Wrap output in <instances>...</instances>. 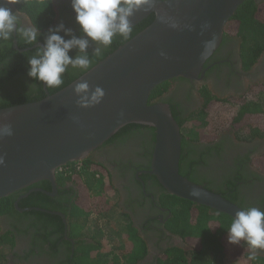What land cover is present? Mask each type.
<instances>
[{"label": "water", "instance_id": "95a60500", "mask_svg": "<svg viewBox=\"0 0 264 264\" xmlns=\"http://www.w3.org/2000/svg\"><path fill=\"white\" fill-rule=\"evenodd\" d=\"M245 2L149 0L129 19L132 28L152 14L154 22L78 80L41 101L0 109V125L13 132L0 137V200L43 181L56 192L58 170L86 160L122 128L137 124L155 129L151 174L169 195L231 218L244 210L180 174L181 126L167 103L150 104V97L165 82L197 79ZM85 81L89 95L97 86L104 90L98 105L80 107L74 89ZM19 201L18 212L33 210L19 208Z\"/></svg>", "mask_w": 264, "mask_h": 264}, {"label": "trees", "instance_id": "16d2710c", "mask_svg": "<svg viewBox=\"0 0 264 264\" xmlns=\"http://www.w3.org/2000/svg\"><path fill=\"white\" fill-rule=\"evenodd\" d=\"M12 5L17 12L27 16L32 25L39 28L40 35L34 44H27L20 36L14 38L13 35L9 40H0V109L35 103L43 100L48 95L56 94L144 31L155 20V15L152 14L139 25L133 27L132 32L127 37L118 33L113 37L109 46L99 47L100 52L98 55L96 52L92 54L91 51H87L91 62L89 68H72L69 65L67 71L63 74L64 82L62 86L51 89L47 87L45 89L43 82L28 76L30 70L28 61L30 57L37 55L38 49H40V47H34L39 43L45 45L46 38L50 34L49 29H53L52 25L57 17L53 0H19L18 3ZM60 13L62 16L67 15L69 21L74 24L75 36H86L76 21V13L73 9L63 10L61 8ZM228 37H234L240 42L241 61L244 69L250 70L264 54V0L260 3L255 0H246L228 23L223 42ZM15 39L20 50L28 51L19 52L15 50ZM69 55L75 58L81 53L79 51L78 54L69 53ZM171 81L163 83L152 92L150 104L167 103L171 108L173 117L181 126L180 174L182 176L187 177L182 169V164L186 159L185 145L188 141L200 142L209 139L210 136L205 135V129L210 125L215 113L219 110L236 107L229 128L237 133L247 130L251 133L252 138L255 136L264 137V100L258 99L259 95H264V85L262 90H260L262 86L255 87L250 99L231 101L234 104L232 106L228 105L229 102H223L212 96L211 92L204 88L202 90L203 106L198 112L184 118L179 116L170 99L165 98L170 89ZM186 125L188 129L185 127ZM126 128L147 129L148 126L131 124L122 129L121 132ZM150 129L156 136L155 129L152 127ZM183 129L187 130L188 133L184 134ZM257 161L261 162L262 159ZM258 167L259 171L264 173V164ZM73 173L75 177H69L68 180L73 181L78 189L72 192L70 201L66 203L62 201V190L59 191L58 197L55 199L41 192H34L20 201L19 208H38L49 212H61L67 218L68 225L71 228L70 234L77 237L81 236V230L85 228V223L91 217L106 219L112 213L113 207L108 197L112 186L104 178L98 177V173H91L88 169H83L80 172L74 170ZM60 175L58 181L62 182L63 177ZM255 176L259 178L258 175ZM188 179L201 185V182L191 177H188ZM42 186L43 184H36L1 199L0 217L9 216L24 221L27 230L34 229L37 235H41L45 239L54 235H63L65 224L62 217L38 210L20 213L15 208L18 198L27 194L30 189ZM236 187L237 183L234 182L231 189ZM221 194L230 202L237 204L234 195L227 196L224 192ZM164 204L172 211L174 219L173 233L182 237L190 250L185 251L176 247L169 248L158 258L156 263L152 264H226L227 262L230 264L233 262L237 264H264V258L258 256V254L255 261L247 259L249 252L252 250L246 241L241 240L238 244L229 243L228 227L232 220L230 216L212 211L204 206H197L171 195L164 197ZM126 232L125 239L127 243L124 246L123 253L106 264H147L143 263L148 253L146 242L131 225L127 226ZM8 236L7 234L1 235L0 230V248H11L14 241L9 240ZM82 246L85 249H78L74 254L73 264H96L93 255L101 249V242L95 237L91 244ZM258 250H256L257 253ZM0 259L5 262V251L0 255Z\"/></svg>", "mask_w": 264, "mask_h": 264}, {"label": "flooded vegetation", "instance_id": "af4514ba", "mask_svg": "<svg viewBox=\"0 0 264 264\" xmlns=\"http://www.w3.org/2000/svg\"><path fill=\"white\" fill-rule=\"evenodd\" d=\"M255 1L260 3L262 0ZM53 3L57 17L52 28L63 24L65 29H71V34L64 31L59 34L65 39H71L72 35L76 34L75 26L67 15L62 16L60 11L61 8L73 9L72 0H53ZM9 6L13 12H17L12 4ZM19 15L24 23L32 25L27 16L22 13ZM13 36L16 38L18 35L13 33ZM81 37L89 40L86 51H91L92 54H95L97 48L104 46L85 35ZM21 39L23 40L22 37ZM240 46L236 38L228 37L207 60L203 72L197 79L177 78L171 81L165 98L170 99L179 116L186 118L200 110L204 103L202 95L204 88H207L212 96L229 102V106L234 105L233 101L252 95L255 87L263 88L264 54L250 70H245L241 61ZM14 49L19 52L28 51L20 50L19 46L16 49L15 45ZM69 53L78 54L79 50L73 48ZM150 128H126L123 132L121 129L103 146L93 151L86 160L70 163L58 170L56 192L51 182L43 181L44 183H38L43 184L42 187L32 188L20 198L41 192L55 199L62 190V201L66 203L71 200L72 192L78 189L68 178L75 177L74 170L80 172L88 169L91 173H98V177L104 178L112 186L109 195L112 194L117 199L116 205L127 221V226L135 228L146 242L148 253L143 260L144 263H156L158 258L172 247L190 250L183 238L173 233L172 211L164 204V197L169 194L151 174L156 136ZM185 153L186 159L182 169L186 173V178L191 177L201 182L203 187L221 196L222 192L227 196L234 195L236 205L244 210L257 207L264 211V173L260 172L258 167L264 164V137L252 138L249 131L244 135L230 129L218 135L212 134L209 139L200 142L188 141ZM258 159L262 161L258 162ZM59 175L63 177L62 182L58 181ZM234 182L237 183V187L231 189ZM23 199L25 198L20 201ZM31 209L65 216L61 212ZM0 230L1 235L7 234L9 240L14 241L10 249L2 248L3 252L6 251L4 264H73L74 254L78 249L84 250L82 245L88 246L93 242L85 228L81 230V236L70 234L68 221L63 235H54L46 239L37 235L34 229L27 230L24 221L9 216L0 217ZM257 254L264 258V250L259 249Z\"/></svg>", "mask_w": 264, "mask_h": 264}, {"label": "clouds", "instance_id": "9594fccd", "mask_svg": "<svg viewBox=\"0 0 264 264\" xmlns=\"http://www.w3.org/2000/svg\"><path fill=\"white\" fill-rule=\"evenodd\" d=\"M19 0H0V40H9L13 33L22 37L27 44H34L40 35L35 25L22 21L18 12H13L10 4ZM149 0H72V8L76 13V21L83 33L91 40L104 46L112 43L113 37L118 33L127 37L132 32L129 17L133 16L143 4ZM64 31L71 34V29H65L60 24L55 29H49L44 47L38 49L37 55L29 58L30 70L28 76L43 82L48 88L62 86L63 74L68 66L72 68L87 69L90 59L87 54L89 40L72 35L65 39L59 33ZM78 48L81 55L75 58L69 55L70 50ZM98 55L100 49L97 48ZM88 82H81L75 86V94L80 97V107L88 108L101 103L105 96L104 90L97 86L89 95ZM9 124L0 125V137L12 135ZM4 157L0 156V165L4 164ZM229 243L238 244L241 240L247 242L252 251L247 259H257V249L264 250V211L257 207H249L238 211L232 218L228 227Z\"/></svg>", "mask_w": 264, "mask_h": 264}, {"label": "rangeland", "instance_id": "374dc122", "mask_svg": "<svg viewBox=\"0 0 264 264\" xmlns=\"http://www.w3.org/2000/svg\"><path fill=\"white\" fill-rule=\"evenodd\" d=\"M260 90H262V88H260ZM251 97L252 95H249L247 99H250ZM258 99L264 100V95H259ZM235 112L236 107L231 109H222L216 112L214 119L205 129V135H218L221 132L229 131L231 118L234 116ZM185 127L188 129L187 125ZM183 133L187 134L188 131L183 129ZM241 133L245 135L248 134V131L246 130ZM108 197L109 202L113 207V211L110 216L106 219L94 216L85 223V231L88 236L91 238L97 237V239L101 242L100 251L93 257L96 264H105L111 261L115 256L122 254L124 250L125 241L123 240V234H125L127 230V221L122 217L120 209L116 205L117 199L113 197L112 194ZM2 253L3 249L0 248V255H2ZM0 264H4V261L1 259ZM232 264L237 263L233 262Z\"/></svg>", "mask_w": 264, "mask_h": 264}, {"label": "crops", "instance_id": "0c3cea01", "mask_svg": "<svg viewBox=\"0 0 264 264\" xmlns=\"http://www.w3.org/2000/svg\"><path fill=\"white\" fill-rule=\"evenodd\" d=\"M127 233V232H126ZM126 233L125 234H123V240L125 241V244H124V246L126 245V239H125V237H126ZM124 249V248H123ZM100 251V250H99ZM99 251H97L96 253H98ZM95 253V254H96ZM95 254L93 255V257L95 256ZM120 256V255H119ZM116 257V256H115ZM110 262V261H109ZM109 262H107V263H109ZM144 263V262H143ZM106 264V263H105ZM226 264H230L229 262H227Z\"/></svg>", "mask_w": 264, "mask_h": 264}]
</instances>
